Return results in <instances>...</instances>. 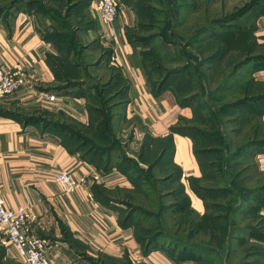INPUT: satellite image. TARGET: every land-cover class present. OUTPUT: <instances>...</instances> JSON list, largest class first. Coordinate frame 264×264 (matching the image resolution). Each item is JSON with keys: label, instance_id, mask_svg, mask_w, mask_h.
Segmentation results:
<instances>
[{"label": "trees", "instance_id": "16d2710c", "mask_svg": "<svg viewBox=\"0 0 264 264\" xmlns=\"http://www.w3.org/2000/svg\"><path fill=\"white\" fill-rule=\"evenodd\" d=\"M261 1L263 0H250L246 5L235 7L227 15L208 23V25L196 28L191 40L187 41L186 44L190 47L197 46L200 48L199 51L207 49L209 53L204 56V59L197 62L196 65L188 63L181 65L180 68L163 70L164 73H160L161 76L158 72L159 69L163 68L157 67L156 72L152 73L155 76L158 74V78L151 81H149V74L153 64L147 63L145 53L136 51L138 49L134 45L133 37L125 34L127 41L135 49L133 58L138 60V64L145 74L149 91L154 96H161L168 92L171 98H176V94L183 91L179 99L180 103L178 100L176 101L181 107L191 108L192 116L189 122L198 123L200 128L194 129L192 125L187 123V120L179 117L175 124L169 127L170 135L167 137L154 139L145 135L137 159H132L119 152L118 141L110 128L112 110L122 104L119 101L121 93L114 91V86L111 85L112 87H110V79L94 73L105 56L110 53L109 50L100 47L101 51L97 59L91 63L83 62L81 58L88 48L81 45L78 34L95 28L96 25V20L86 12L87 0H0V16L6 15L12 9H24L25 11H36L49 20L50 29L46 28L44 38L53 45L55 53L46 57V63L59 83L58 88L82 89L89 102L91 122L88 128L82 129L83 133L73 125L60 124L38 116L25 119V123L38 124L41 122L45 128H52L55 132L63 133L67 137L72 136L74 140L69 145L73 147L70 149L71 151H75L74 148L76 147L83 155L88 154L89 157L87 156V158L104 171L109 170L112 166L115 167L128 179L132 193L144 198H148L149 191L151 194L156 191L155 189L152 191L148 187V191L144 189L145 184H147L144 176L146 169L140 163L147 164L150 171L149 175L154 176L158 193L161 196L168 195L174 199V201L164 204L163 209L167 212L174 210L175 214L177 213L178 221L182 220L188 223L186 226L188 238L196 236L202 231L216 241L220 238L217 232L220 230L228 232V244L219 252L224 253L230 263V259L236 253H234L229 239L235 233L245 230L238 228L236 225L238 223H235L234 217H237L239 210L244 207L253 210V216L259 210H264V171L259 169L253 158L257 152L264 149V126L261 122V110L264 104V81H256L248 77L249 74L247 76L245 73L244 76H241L240 73L241 69L248 64L255 67L263 64L264 47L257 44L253 37V30H247L245 25L236 24V19L246 18L248 21L251 17H255ZM195 3L196 1L184 4L185 12L189 9L195 10L197 8ZM179 17L178 15V21L173 23L175 27L180 26ZM231 22H234V25ZM60 29L62 31H59ZM149 38L152 39L153 36ZM75 41L76 43H74ZM91 65L94 67L92 72L88 70ZM114 80L119 81L120 79L114 77ZM201 88L204 89L209 98L215 99V105L217 101L219 103L224 101L225 97L230 98L229 95L233 97L239 95L240 97L231 103H222L215 108V105L211 106L208 102H203V99H200L194 92ZM199 96L201 95L199 94ZM198 99H200V107L196 105ZM220 120L222 129L219 130L216 126ZM229 124H235L238 127L230 131L223 129V126ZM200 125H206L210 129L202 130ZM223 131L227 134L236 133L235 138L237 141L240 140L241 144L234 146L233 141L230 142ZM172 134L187 136L192 142V152L200 169V177H189L188 186L191 192L203 201L204 213L202 215L190 207L184 186L179 182L181 170L171 162ZM109 135L112 136V139H109ZM220 156L224 162L223 169L219 168L221 166ZM211 158L217 162H213ZM247 158L250 160L247 167L250 171L241 177L246 167L241 169L239 162H244ZM209 159L211 160L208 161ZM217 164L218 168L215 169ZM206 165L213 168L212 172H207ZM218 176L221 178L218 179ZM227 180L229 184H225ZM207 184H214V186L207 187ZM251 185L253 188L249 187ZM127 190L129 189L116 188L111 190L97 187L93 194L102 205L110 206L118 211V217H125L124 219L118 218L121 226L132 228V221L130 220L133 217H148V215L133 213L137 209L134 205L127 200L125 202L124 199L110 195L114 191V194L130 196ZM162 192L164 193L162 194ZM209 196H212L211 198H225V204L221 202V204L214 206H219L218 208L223 210L228 208L229 219L228 222L226 219L223 223L226 222L229 226L220 223L223 221H220L222 216L212 215L208 212L209 207L213 205L207 200ZM247 197H251L254 200H252L253 203L256 202V206L259 207L255 209L251 205H245L249 202L244 199ZM242 199L243 201H241ZM116 204L126 205L131 211H127L122 216L124 209ZM261 217V221L264 222V216ZM133 235L136 242L141 246L143 254L156 250V246L160 244L161 247L165 246V252L169 254L168 256L175 264H184L193 261V259L203 258V254H209L219 260L218 251L194 242H182L180 244L166 237L163 243L157 235L146 236L144 239L139 237L136 232H133ZM172 250L173 252L177 251L176 255L171 253ZM260 253V264H264V250ZM2 261H5L6 264H19L6 257L5 246L0 242V264ZM88 261L90 264H109L108 262L111 264H119V262L134 264L126 255L121 258H113L97 254L96 257H89Z\"/></svg>", "mask_w": 264, "mask_h": 264}, {"label": "crops", "instance_id": "0c3cea01", "mask_svg": "<svg viewBox=\"0 0 264 264\" xmlns=\"http://www.w3.org/2000/svg\"><path fill=\"white\" fill-rule=\"evenodd\" d=\"M97 3L98 0H87L86 12L96 20V25L84 34L88 45L99 42L110 52L94 73L110 79V87L121 93L122 104L112 110L111 131L118 135L130 128L133 147H141L145 135L154 139L167 137L169 127L179 117L191 116V108L175 105L168 92L161 97L149 91L145 74L133 58V48L125 36V23L116 19L113 25H104ZM256 12L244 24L247 30H253L257 44L264 47V0ZM184 19L183 15L181 26L188 24ZM49 23L33 10L12 9L0 16V65L22 79L14 93L0 94V189L5 206L11 210L26 209L32 217L29 232L44 241L45 257L52 264H90L88 258L97 254L113 258L126 255L134 264H174L159 251L143 254L132 228L119 224L118 211L95 198L93 191L97 187L131 188L119 170L112 166L104 171L87 158L88 154L83 155L76 147L71 151L72 136L45 128L41 122L25 123V119L38 116L73 125L83 133L82 129L91 122L84 91L58 88L59 83L46 63V57L55 53L53 45L44 38ZM251 66L245 71L247 76L264 81V62ZM114 77L120 80L115 81ZM44 94L54 95L55 99L49 102ZM261 122L264 126V104ZM172 142L171 162L181 170L179 182L190 207L201 214L203 201L188 186L189 177L200 176L192 142L179 134H172ZM253 158L264 171V149ZM59 171L71 172L84 185L64 192L53 179ZM5 249L8 258L21 264L10 245Z\"/></svg>", "mask_w": 264, "mask_h": 264}, {"label": "rangeland", "instance_id": "374dc122", "mask_svg": "<svg viewBox=\"0 0 264 264\" xmlns=\"http://www.w3.org/2000/svg\"><path fill=\"white\" fill-rule=\"evenodd\" d=\"M115 1L117 5V19H121L125 23L124 32L125 34H127L126 36L131 35L133 37L134 45H136L135 47H137L138 49L136 51L145 53V55H147L146 56L147 63L153 64V67H150L149 65L150 67L149 81L158 78V74H156L155 76L152 73V72H156V70L158 69L157 67L163 68L161 70L159 69L158 72L159 75L161 76L160 73L162 72L164 73L166 69L180 68L181 65L188 63H192L193 65H196L197 62L202 61L204 59V56L207 55L209 51L207 49H202L201 51H199L200 48H198L197 46L190 47L186 44L187 41L191 40L195 29L198 28V26L208 25V23L227 15V13L232 11L235 7L241 6L243 4L246 5L248 2H250V0H115ZM195 1H196L195 5L197 6V8L195 10H192L193 12L190 9L185 12V8L183 5L186 3H194ZM178 15L180 16L179 17L180 20L184 15L185 18L184 20H186L187 18L188 21L187 20L186 21L188 22V24L183 22L184 23L183 26H181L182 23H180L179 24L180 26L175 27L172 22L174 21V23H176V21H178L177 19ZM246 21H247L246 18H241L239 20L236 19V24L245 25L244 23ZM231 23L234 25V22ZM192 25L193 27H191ZM59 31L62 30L60 29ZM78 35L81 41V45H85V47L88 48L87 50H85L84 55L81 57L83 62L91 63L95 61L98 57V54L101 51L99 48L100 47L103 48V46L99 42L97 43L95 42L94 44L88 45L84 32H79ZM159 35H163V36H159ZM149 37H151L152 39H150ZM74 43H76V41ZM134 51L135 49L133 50V52ZM194 57L197 58L198 60H196ZM251 68H252L251 64H248L245 67H243L240 71V73L242 74L241 76H244L245 71H249ZM88 70L92 72L94 70V67L91 65L90 67H88ZM194 92L197 93L200 99H203V102H208V104L211 106L215 105L214 102L215 99L209 98L207 93H205L204 89L201 88L199 90H195ZM182 93H177L176 98H172L175 105H178V102L180 103L179 99L181 98ZM199 94L201 96H199ZM162 96L163 95H161V97ZM229 96L230 98L225 97V100L224 101L222 100L221 103L217 101L215 108H217L222 103L224 104L231 103L236 98L240 97L239 95H235V97H233L232 95ZM200 99L196 101V105H198V107H200L201 105ZM176 100H178V102ZM191 116L183 117V119L187 120V123L192 125L194 129L198 130L199 128L198 123L189 122V120H191ZM218 123L219 124L216 127L220 130L222 129L221 120L218 121ZM200 127L202 130L210 129V127L206 125H200ZM237 127L238 125L229 124L223 126V129H228V131H230V130H235V128ZM129 129L128 130L125 129L123 133L120 132L118 135L116 132L115 138L118 141L120 153L124 154L125 156L127 155L132 159L135 158L137 159L141 147L131 146ZM223 133L225 132L223 131ZM225 134H226V138L228 136V138L230 139V142L233 141L234 146L241 144L240 140L237 141L235 138L236 133H230V134L225 133ZM219 146H223V145H219ZM223 150L226 153L224 148ZM214 157L216 158V156ZM211 159L213 162L214 161L217 162L215 159L213 158ZM211 159H209L208 161H210ZM219 161H221L220 163L221 166L219 168L223 169L224 162L221 156L219 158ZM249 161L250 160L247 158L246 161L244 162L242 161L243 163L239 162L241 164V169L244 166L246 167L245 168L246 170H243L241 177H244L249 173L250 169L247 168L250 163ZM140 164L142 167L146 169V174L144 176L146 177L147 184H145L144 189L147 190L148 187L150 190L152 189L153 191L155 189L156 191H154L152 194L149 191L148 198H144L143 196H139L138 194L132 193V191L130 190L131 188L127 190V193H130V196L114 194V191L110 193V195H113L119 199H124L125 202L127 200V202H130L132 205H134L137 209H135L133 213L135 214L145 213L148 215V217H133V219L130 220L132 221L131 225L133 232H136V234H138L139 237H141L142 239H144V237L146 236L153 237L157 235L158 238L162 239L163 243L165 241V238L168 237V239L177 241L180 244H182V242H194L201 246L211 247L213 250L218 251L219 260L217 257L210 256L209 254H203L202 255L203 258L195 259V260L193 259V261L185 262L187 264H234V263L260 264L261 262L260 251L264 250V222L261 221L263 210H259V212L255 214V216H253L254 213L253 210L251 209L249 210L248 208L244 207L242 208V210H239L238 216L234 217L235 223H238L236 224L238 225V228L245 230L235 233L233 237L229 239L232 244V249L234 250V253H236L235 256L232 257V259H230L231 262L229 263V259L227 261L225 254L219 252L222 249L226 248L228 244L227 242L228 232H226L225 230H220L219 232H217V234L220 235V238L217 239L216 241L212 240L202 231L196 236L194 235L191 238H188L187 227H186L188 223L182 220L178 221L177 213L175 214L174 210H169L167 212L166 210L163 209L164 204L166 205V203L174 201V199L172 197H169L168 195L161 196V194L158 193L159 192L158 188L155 186V181L153 179L154 176L152 174L149 175L150 172L149 166L147 164H142V163ZM206 168L208 173L212 172L213 170V168L208 167V165H206ZM214 168L215 169L218 168V164ZM220 178L221 177L218 176V179ZM225 184H229L228 180L225 182ZM210 186L213 187L214 184H207V187ZM252 186L253 185L249 187ZM163 193L164 192H162V194ZM211 197L212 196H209L207 198V200L210 201L211 204H213L212 206L209 207L208 212L212 215L222 216L220 218V221L221 220L223 221L222 222L219 221V222L223 225L229 226V224H227L226 222L223 223L224 220L226 219H227L226 221L228 222L229 219L228 208H224L223 210V209H219L218 208L219 206L217 207L214 206L221 204V202L225 204L224 202L225 198L220 199V198H211ZM244 199L249 201L247 202L248 204L245 205H251L252 207H255V209L259 207L256 206V202L253 203L254 200L251 197H247ZM241 201H243V199ZM116 205L121 207V209H124L122 216H124V214L127 211L129 212L131 211V209L126 205L125 206H120L119 204ZM203 213H201L200 215H202ZM118 218L124 219L125 217H118ZM164 247H161V245L159 244L158 246H156V250L153 251H159L165 258L172 260L168 256L169 254L165 252ZM171 253L173 255H176L177 251L173 252L172 250ZM108 263L111 264L110 262ZM1 264H6V263L5 261H2ZM119 264H124V263L119 262Z\"/></svg>", "mask_w": 264, "mask_h": 264}, {"label": "built area", "instance_id": "2783aa9c", "mask_svg": "<svg viewBox=\"0 0 264 264\" xmlns=\"http://www.w3.org/2000/svg\"><path fill=\"white\" fill-rule=\"evenodd\" d=\"M97 10L104 25H113L117 19V5L115 0H98ZM22 79L16 77L10 70L0 65V94L10 95L21 85ZM47 101H53L54 95H43ZM53 179L64 192L74 191L84 185V181L77 180L71 172L59 171ZM32 221L25 208L8 209L4 204L0 189V242L10 245L16 252L21 264H52L44 254L45 243L42 239L29 232Z\"/></svg>", "mask_w": 264, "mask_h": 264}]
</instances>
